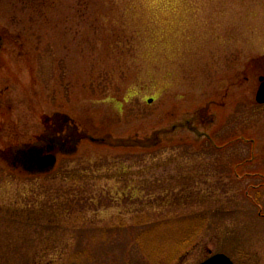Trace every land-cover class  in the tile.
Wrapping results in <instances>:
<instances>
[{"label": "rangeland", "instance_id": "rangeland-1", "mask_svg": "<svg viewBox=\"0 0 264 264\" xmlns=\"http://www.w3.org/2000/svg\"><path fill=\"white\" fill-rule=\"evenodd\" d=\"M125 3L0 0V149L84 135L47 175L0 161V264H264V0Z\"/></svg>", "mask_w": 264, "mask_h": 264}, {"label": "flooded vegetation", "instance_id": "flooded-vegetation-1", "mask_svg": "<svg viewBox=\"0 0 264 264\" xmlns=\"http://www.w3.org/2000/svg\"><path fill=\"white\" fill-rule=\"evenodd\" d=\"M43 122L45 123V133L37 138L36 143L38 144L37 146L44 149L43 155H54L57 161L59 155L70 156V154L76 152V147L84 139V135L70 125L67 117L54 114L50 117H45ZM29 146L30 145L27 144V146L23 148L8 147L6 150L2 147L0 149V161L6 162L12 169L24 172L25 169L23 165L25 162L22 153L25 152ZM9 150L10 152L8 153Z\"/></svg>", "mask_w": 264, "mask_h": 264}, {"label": "water", "instance_id": "water-1", "mask_svg": "<svg viewBox=\"0 0 264 264\" xmlns=\"http://www.w3.org/2000/svg\"><path fill=\"white\" fill-rule=\"evenodd\" d=\"M255 101L258 104H264V76L259 77V86L255 94ZM151 102V100H149ZM189 125V122H188ZM92 142L103 143L105 139L103 138H92ZM44 149L39 146H31L25 152H23L24 169L29 173H43L51 170L55 164V156L53 155H43ZM198 264H235L232 260L223 253H216L210 255L204 261Z\"/></svg>", "mask_w": 264, "mask_h": 264}, {"label": "trees", "instance_id": "trees-1", "mask_svg": "<svg viewBox=\"0 0 264 264\" xmlns=\"http://www.w3.org/2000/svg\"><path fill=\"white\" fill-rule=\"evenodd\" d=\"M43 1L44 0H12V2L15 5V8L16 9L18 8V11L22 15H28V17H31L34 13L38 12V10L40 8H42ZM121 1L127 2V3H125V5H127L129 3H132L135 0H121ZM221 130H222V128L216 129L205 140V144H206L207 147L209 146L208 148L211 150V154L220 155V158H222V157L225 156V153H226V150H225L226 148L225 147L228 146V144L230 142V139H232V136H233V139L234 140H236V139L238 140L240 138L239 136H235V135H232L231 137H229V135H227V137H225V136H223V137L222 136H218L219 135V132ZM214 141H216V143ZM227 159H228V157H227ZM234 161H235V164H233V166L235 165L234 166L235 167V170L232 171V172L237 171L239 169L240 165H243L246 162L245 159H235ZM258 175H260V174H258ZM258 184H259L258 189H261V186H263L262 181H260ZM246 189H247L246 192L244 191L245 195L247 194V191H249V190L252 191L251 189H253V188H248L247 187ZM254 205H257L258 206L257 201L254 202ZM261 210L259 211V214H262L261 213ZM218 211H221V210H218ZM218 211L215 212L216 215H218ZM228 214H224L223 215L224 216L223 218L224 219H231V220H233L235 218V217L233 218V216H231V213L230 212H228ZM263 216H264V214H263ZM198 220L201 222V224H203L204 221H205V219H204L203 216H201V218H199ZM225 233H226V236L227 237L226 238L224 237V239L230 238L228 236V233L227 232H225Z\"/></svg>", "mask_w": 264, "mask_h": 264}]
</instances>
